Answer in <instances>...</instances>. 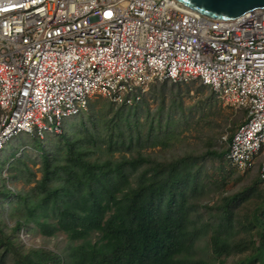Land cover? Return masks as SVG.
<instances>
[{
  "label": "trees",
  "instance_id": "1",
  "mask_svg": "<svg viewBox=\"0 0 264 264\" xmlns=\"http://www.w3.org/2000/svg\"><path fill=\"white\" fill-rule=\"evenodd\" d=\"M108 103L111 115L97 119L89 101L85 113L64 121L62 133L50 136L56 141L52 150L50 139L31 137L42 159L41 177L26 168L17 179L33 184L28 191L0 186L1 199L15 205L14 226L9 232L0 227V264H227L228 258H237L230 264H264V185L259 176L223 196L226 179L217 181L204 167L206 160L218 161V173L224 174L228 144L243 121L228 136L226 148L167 159L141 152L170 145L168 122L160 113L155 123L149 119L144 98L133 106ZM139 111L146 114L142 124ZM14 143L0 151V171L23 152L14 148L5 160ZM20 164L27 167L21 158L9 167ZM216 193L217 200L206 203ZM245 202L254 206L239 219L237 209ZM23 228L44 237L62 232L79 244L67 248V260L27 250L18 242Z\"/></svg>",
  "mask_w": 264,
  "mask_h": 264
},
{
  "label": "built area",
  "instance_id": "2",
  "mask_svg": "<svg viewBox=\"0 0 264 264\" xmlns=\"http://www.w3.org/2000/svg\"><path fill=\"white\" fill-rule=\"evenodd\" d=\"M193 81L245 112L226 159L264 185V8L215 20L176 0H0V151L61 134L94 96L133 106Z\"/></svg>",
  "mask_w": 264,
  "mask_h": 264
},
{
  "label": "rangeland",
  "instance_id": "3",
  "mask_svg": "<svg viewBox=\"0 0 264 264\" xmlns=\"http://www.w3.org/2000/svg\"><path fill=\"white\" fill-rule=\"evenodd\" d=\"M144 101L150 111L149 119L153 118L155 123L158 119L157 114L160 113L162 120L168 122L169 140L167 144L170 145L165 148H149L141 152L145 155L159 156L167 159L179 157L184 154L199 155L207 150L219 151L222 148H226L228 136L245 118V112L242 109L235 110L225 104L207 86L202 85L199 81L176 85L169 82L153 84L149 86ZM108 102L107 99L101 96H94L90 99V104L92 105V112L90 114H93L97 119L102 118L106 113L111 115L110 106H108L110 103ZM113 109L115 110L116 107L114 106ZM145 116V112L139 111L137 113L140 124H142ZM86 118L87 116L85 115L84 119ZM65 121L67 123L70 122L67 119ZM74 121L77 122L78 119H74ZM141 129L143 132L144 128L142 126ZM69 132L70 128L68 129ZM69 135L72 136V132ZM26 137L25 134H21L19 139L14 141L15 145L13 148L9 147L7 153H4L6 160L12 149L19 148L20 151L24 149L21 152L22 154L24 153L22 156L20 153L14 159L7 160L0 171V186L3 184L6 185L12 192H26L33 186V184H25L23 179H17L20 172L24 169H31L35 173L36 179L41 177L39 169L42 159L40 158V154L31 145L32 138L28 137L29 139H26ZM55 143L56 141L51 137L48 149L51 148L52 150L53 147L51 145ZM118 156V153L114 155L115 158H118ZM18 158H21L27 167L20 164L11 169L9 164L14 163ZM0 159H4L3 156ZM204 167L206 173L209 176H214L217 181L226 179V184L220 188L223 196L234 194L243 187L250 186L258 175L256 169L246 173H239L232 169L231 165H226V163L222 165V172L224 174L221 175L218 173L220 170L219 162L213 160H206ZM224 176H227V178H224ZM218 195V193L212 194L206 203H214ZM9 204L8 199H1L0 196V227L6 232H9L15 223L11 213V207L15 205L13 204L12 206ZM253 206V202L243 203L237 209V217L239 219H245ZM29 227H33L32 224H29ZM242 235L241 237H243ZM92 240H95L94 236ZM19 241L27 250L39 249L44 252H52L61 259H66L65 255L68 254L67 248H72L79 244V242L71 243L62 232H57L52 237H44L31 228H23L21 230L19 233ZM203 244L204 241L201 242V246ZM236 259L228 258L227 264H230Z\"/></svg>",
  "mask_w": 264,
  "mask_h": 264
},
{
  "label": "water",
  "instance_id": "4",
  "mask_svg": "<svg viewBox=\"0 0 264 264\" xmlns=\"http://www.w3.org/2000/svg\"><path fill=\"white\" fill-rule=\"evenodd\" d=\"M183 6L215 20H234L264 8V0H176Z\"/></svg>",
  "mask_w": 264,
  "mask_h": 264
},
{
  "label": "crops",
  "instance_id": "5",
  "mask_svg": "<svg viewBox=\"0 0 264 264\" xmlns=\"http://www.w3.org/2000/svg\"><path fill=\"white\" fill-rule=\"evenodd\" d=\"M25 135H26V134H25ZM19 136H20V135H19ZM19 136L16 137V138H14L13 140H11L9 143L16 141V140L19 138ZM26 136H27L26 139H29L28 137H30V136H28V135H26ZM50 136H51V135H47V136H45V138L43 139V141L49 139ZM30 138H31V137H30ZM40 140H41V139H40ZM9 143H8V144H9Z\"/></svg>",
  "mask_w": 264,
  "mask_h": 264
}]
</instances>
